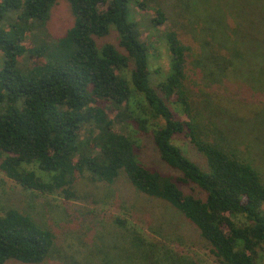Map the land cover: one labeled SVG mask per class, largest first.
Returning a JSON list of instances; mask_svg holds the SVG:
<instances>
[{
  "label": "trees",
  "instance_id": "1",
  "mask_svg": "<svg viewBox=\"0 0 264 264\" xmlns=\"http://www.w3.org/2000/svg\"><path fill=\"white\" fill-rule=\"evenodd\" d=\"M66 1L72 25L57 38L39 40L33 31L44 30L56 0H0V170L24 190L66 200L78 198L80 176L111 184L123 174L139 193L193 224L218 264H263L264 181L235 147L200 135V112L191 94V86L207 85L206 67L231 93L237 90L229 81L237 77L263 91L264 9L257 2L262 0ZM151 4L156 16L146 28L166 25L161 33L170 54L169 73L155 86L149 80L148 45L139 38L133 12L134 6ZM111 32L119 47L99 45L97 39ZM252 54L260 66L249 68ZM245 96L233 101L242 107L247 102L240 111L253 115L256 125L254 114L262 106L251 107L258 103ZM115 123L150 134L160 159L178 174L144 164L135 129L117 132ZM177 136L189 140L203 166L174 142ZM113 224L103 227L120 232L130 249L125 255L139 263L198 264L158 230L148 229L149 236L120 217ZM95 225L81 222L72 232L74 237L80 232V250L85 252ZM57 240L51 228L23 210L0 213V264L9 259L40 264L54 253L64 264L68 253ZM73 248L67 244L68 255L79 260Z\"/></svg>",
  "mask_w": 264,
  "mask_h": 264
},
{
  "label": "rangeland",
  "instance_id": "2",
  "mask_svg": "<svg viewBox=\"0 0 264 264\" xmlns=\"http://www.w3.org/2000/svg\"><path fill=\"white\" fill-rule=\"evenodd\" d=\"M257 2L264 9V0ZM155 7V4H151L145 9L138 6L133 8L135 20L140 22L142 31L139 38L148 45L149 80L153 86L157 85L169 73L170 60L169 50L161 33L166 25L146 28L148 19L156 16ZM252 10L255 12L254 6H252ZM237 20L239 19H235V21ZM227 21L232 23V18L228 17ZM72 22L73 16L68 2L56 0L44 30L35 29L33 32L39 40H51L63 35L65 30L72 25ZM251 22L253 23L252 18ZM262 31L264 32V29ZM31 39L32 36L29 35L25 40L27 46L32 44ZM186 40L196 46V42L192 38L187 37ZM97 42L99 45L112 43L117 48L119 47L117 37L113 32L106 37L98 38ZM253 56L254 54L248 56L252 60L249 68L262 64L256 62ZM211 69L213 68L206 67L204 69L207 82L205 88L198 90L195 86H191V94L194 96L200 112L198 117L199 127H201L200 135L208 141L218 138L220 143L223 141L227 146L235 147L232 150H235L240 157L253 163L264 181V124L261 122V120L264 122V81H259L263 90L259 91L252 89L249 79L237 77L238 80L229 81L233 84V90H237L231 93L224 83L218 84V80H214L215 78L213 79L208 75L207 72ZM200 82L202 83V81ZM248 90L251 94H248ZM244 92L247 94L245 96L247 100L258 103L257 105L249 104L251 107L262 106L261 110L254 114L259 124H254L253 115L243 112L246 110L247 102L243 107L235 102L242 98ZM230 107H235L236 111ZM240 108L243 111H240ZM179 116L185 118L183 114ZM210 123L216 125L220 134L211 129L213 126ZM129 126L127 128L115 123L114 128L117 132L125 134L133 133L130 128L135 129L142 148L139 158L144 164L156 167L164 173L178 174L175 169L160 159L150 134L139 133L140 131L135 126L130 124ZM174 142L182 148L191 160L201 166L204 165L203 157L195 151L187 138L177 136ZM75 188L78 198L72 200L63 199L56 194H40L22 189L0 170V213L6 208L23 210L40 224L51 228L58 236L57 244H64L63 249L68 254L67 244L73 245L74 248L71 253L78 256L79 260L67 254L66 260L63 258L64 264H143L144 261L139 263V260L134 256L127 257L125 255L130 249L120 232L103 227V225H112L114 228L113 225H116L113 224L114 217L126 218L149 236H152L151 232L148 231L151 229L152 232L158 230L170 239L177 240L179 243L173 245L197 259L198 264H218L207 250L205 242L199 237L193 224L168 204L139 193L123 174H120L111 184L93 182L85 175L80 176ZM90 220L96 225L90 227L89 243L83 248L85 252L87 250L86 254L79 249L80 232H77L78 237H74L72 232L79 229L81 222ZM86 228L87 231L90 229L89 226ZM5 264L25 263L9 259ZM40 264H62V261L59 255L54 253L52 257Z\"/></svg>",
  "mask_w": 264,
  "mask_h": 264
}]
</instances>
